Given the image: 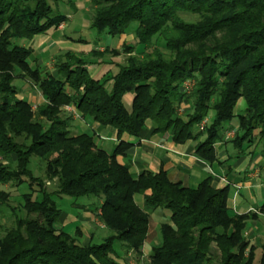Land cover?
<instances>
[{"label":"trees","instance_id":"16d2710c","mask_svg":"<svg viewBox=\"0 0 264 264\" xmlns=\"http://www.w3.org/2000/svg\"><path fill=\"white\" fill-rule=\"evenodd\" d=\"M61 2L77 10L73 0H0V185L29 189L21 195L26 215L15 216L14 226L0 235V264H120L115 241L140 255L148 215L135 202L138 194L170 220L161 225V243L149 264H264V246L257 259L256 247L243 235L248 218L264 214V202L257 213H234L229 187L214 188L211 176L190 188L169 180L163 169L135 177L117 158L131 146L126 139L139 137L151 122L153 133L170 132L177 144L191 140L195 153L214 163L215 144L234 129V117L230 142L238 155L249 147L264 155V0H90L91 29L111 37L132 32L141 50L123 44L122 50L67 53L55 75L42 74L27 62L30 50L12 40L32 39L64 23L67 15L50 4ZM183 13L197 15V21L184 20ZM220 31L225 37H216ZM121 51L128 57L116 73L91 75L92 59ZM15 72L34 82L46 102L32 110L18 99ZM127 94L133 95L130 104ZM240 99L245 108L237 114ZM185 104L192 114H179ZM65 105L87 121L114 127L118 144L108 152L96 145L94 134L73 133L70 117H62ZM33 156L45 162V175L56 177L58 190L44 189L29 167ZM53 195L103 196L99 219L112 234L83 245L77 230L70 235L56 228L62 209ZM1 196L10 193L0 190ZM213 242L218 256L209 248Z\"/></svg>","mask_w":264,"mask_h":264},{"label":"crops","instance_id":"0c3cea01","mask_svg":"<svg viewBox=\"0 0 264 264\" xmlns=\"http://www.w3.org/2000/svg\"><path fill=\"white\" fill-rule=\"evenodd\" d=\"M75 5L77 10L66 14L67 20L57 28L44 34L35 35L32 39L12 40L13 43L30 50L27 62L31 68L38 69L42 74L55 75L57 73L56 64L59 61H65L67 53L88 55L92 50L103 52L106 48L120 49L123 44L128 46L136 44L132 32H128L116 37L118 40L116 45L93 44L94 47H92L80 35L81 18H79L80 21L77 19L76 22L73 21L75 16L81 13V8L76 2ZM108 36L111 41L115 38ZM140 47V45H135L136 50H141ZM93 61L96 62L93 63ZM117 64L119 62L114 58L92 59L88 70L95 79H103L116 73ZM29 84L21 87L15 86L16 96L18 99L29 102L32 110H35L37 106L45 103L46 99L37 90L35 84L32 87L31 83ZM111 85L112 81L108 83V88H111ZM132 97L131 94L124 97L127 104L131 103ZM71 119L73 120L71 127L75 134L88 133L87 128L92 126L94 136L99 138V140H95L98 147L111 152L118 144L117 131L114 127L100 126L93 122H91L92 125L86 124L87 120L82 117L80 120L76 119L73 115ZM231 125L234 127V124ZM153 129L154 124L148 122L139 137H128L126 140L131 143V146L123 156L117 157L121 163L128 167L133 176L137 177L143 172H158L163 169L169 180L180 182L183 186L190 188L196 187L204 178L211 176L214 188L229 187L228 205L234 213L258 212L264 202V155L253 153L252 147L238 155L237 150L230 142L231 139H225L223 134L221 140L215 144L218 161L209 163L195 153V142L188 140L185 143L177 144L173 141L170 132L153 133ZM201 139L203 140V138ZM134 199L136 204L148 215V228L140 248V256L143 259L144 257L149 258L153 248L161 243V225L170 221L169 216L160 208L149 207L140 194L135 195ZM74 205L81 208V211L69 213L62 210L56 226L70 235H75L77 230V239L83 245L93 243L96 233L93 229L96 230L99 227L98 210H92L90 204ZM71 225L74 231L69 232L68 228ZM99 228L105 229L104 227ZM122 250L123 253L133 254L131 251ZM119 262L121 264H138L131 258Z\"/></svg>","mask_w":264,"mask_h":264},{"label":"rangeland","instance_id":"374dc122","mask_svg":"<svg viewBox=\"0 0 264 264\" xmlns=\"http://www.w3.org/2000/svg\"><path fill=\"white\" fill-rule=\"evenodd\" d=\"M75 1L79 8H81V13L79 15H76L73 21H77L79 20V18H81V26L82 29L80 31V35H82L83 38H85L89 43L93 46V44L96 45H106V44H112V45H116L118 40L117 38H113L114 40L111 41L110 37L103 33H98L96 30L91 29L89 27L90 25V20H91V8H90V0H73ZM54 12H60L63 14H69V13H73V11L68 8L67 5H65L64 3H58L57 5H54L52 3H50ZM182 18L188 22H196L197 21V15H191V14H186L183 13L182 14ZM77 19V20H76ZM80 21V20H79ZM136 24H133V26ZM85 26V27H84ZM227 34L226 31H220V32H216L215 35L217 38L220 37H225L224 35ZM211 38V37H210ZM208 38V39H210ZM210 41V40H209ZM213 39L211 40V42L207 45L204 46L205 48H209V46L213 45L214 42H212ZM141 48V47H140ZM188 48H190V50H199L198 48V44H190L188 46ZM122 50V49H121ZM128 57V53L121 51V53L118 56H112L110 54L105 55V59H112L114 58V60H116L117 62H119V64H124L125 61L127 60ZM14 78L12 80V84L14 86L17 87H21L24 86L26 84L31 83V87L34 85V82H32L29 78L25 77L22 73L18 74V72H15L14 74ZM20 78V79H19ZM28 81V83H27ZM187 81L186 85L189 87L191 86L190 82ZM30 85V84H29ZM35 87L37 88V90H39L38 86L35 84ZM40 92V90H39ZM245 108V101L243 99H240L236 108H235V113L239 114L242 113L244 111ZM37 109V108H35ZM61 113H62V117H70L73 115L76 119H81V115L76 111V109L73 106L70 105H65L63 107L60 108ZM184 113H188V114H192L194 112V109L191 107V105H183L180 110H179V114H183ZM41 120L44 121L43 117H38ZM186 118V116L184 117ZM70 125L73 123V120H70ZM45 127H47L49 125L48 122H44ZM86 124H90L92 125V123L89 121L86 122ZM206 124V120H203L201 125H205ZM231 124H234V129L229 130L227 133L224 134L225 139H232L235 133V125L237 124V118L234 117L233 120L231 121ZM92 127V126H91ZM89 127L87 128V132L90 134H94V130ZM233 127V125H232ZM72 129L73 132V128L70 127ZM232 137V138H231ZM24 138V136H22L20 139ZM95 140H99L98 137H95ZM30 169L33 171V174L35 176H39L44 180V189L47 190L48 192H54L56 190H58L57 187V179L56 177L53 178H48L45 175V162L42 161L41 159L33 156L30 158V164H29ZM35 188H33L34 190H38V187L36 185H33ZM0 190L4 191V192H8L10 193V196L7 198H4L3 196L0 197V235H5V233H7V231L12 228L14 226L15 223V216H25L26 212L23 211L22 206L24 204L23 199L21 198V195L23 193H28L29 189L27 184H22L21 186L15 188L13 185L10 184H4V185H0ZM36 196V193L34 194ZM53 199L57 202L58 206L64 210V211H68L70 212H80L81 208L75 206L74 204H86L89 205L92 210H94L95 208H97V216L99 219V216L101 215V209H100V205L102 204L103 201V196H99V197H95L93 195H87V196H83V197H79V198H71V197H67V196H58V195H53ZM250 213V212H249ZM17 214V215H16ZM74 214V213H73ZM31 218H37L39 215L37 213H32L29 215ZM73 226L71 225L68 230H70L69 232L74 231ZM99 227H104L105 229H100ZM99 227H97V229H93L96 233H95V237L93 239V243H101L103 241V239L105 238V236H108L109 234H112L111 231H109V229L105 226V224L103 222L100 221L99 219ZM57 228V226H56ZM243 235L245 236V238L250 242L251 245L256 247V258L259 259L261 254H262V246H264V214H260L258 215L257 218H253V219H249L246 221V225L243 229ZM252 241V242H251ZM209 248L212 251L213 254L217 255L218 253V249H217V244L215 242L210 243L209 244ZM123 246L119 241H115V250L118 252L119 258L118 261H127L129 258L133 259L136 263L138 264H149L150 262V258H145L143 259V257H141L140 255H137L135 253H123ZM209 250V251H210ZM218 256V255H217ZM140 261V263H139ZM134 262V263H135ZM120 263V262H119ZM121 264V263H120Z\"/></svg>","mask_w":264,"mask_h":264},{"label":"built area","instance_id":"2783aa9c","mask_svg":"<svg viewBox=\"0 0 264 264\" xmlns=\"http://www.w3.org/2000/svg\"><path fill=\"white\" fill-rule=\"evenodd\" d=\"M186 85V84H185ZM187 86V85H186ZM203 125H201V128H202Z\"/></svg>","mask_w":264,"mask_h":264}]
</instances>
